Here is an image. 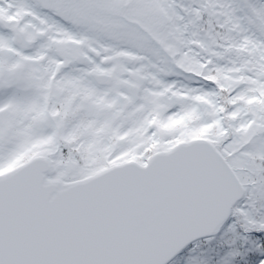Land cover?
I'll list each match as a JSON object with an SVG mask.
<instances>
[{
    "label": "snow or ice",
    "instance_id": "1",
    "mask_svg": "<svg viewBox=\"0 0 264 264\" xmlns=\"http://www.w3.org/2000/svg\"><path fill=\"white\" fill-rule=\"evenodd\" d=\"M0 264H264V0H0Z\"/></svg>",
    "mask_w": 264,
    "mask_h": 264
}]
</instances>
